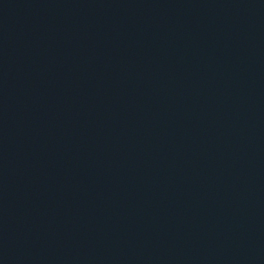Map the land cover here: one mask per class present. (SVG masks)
Masks as SVG:
<instances>
[{"label": "water", "instance_id": "1", "mask_svg": "<svg viewBox=\"0 0 264 264\" xmlns=\"http://www.w3.org/2000/svg\"><path fill=\"white\" fill-rule=\"evenodd\" d=\"M0 264H264V0H0Z\"/></svg>", "mask_w": 264, "mask_h": 264}]
</instances>
